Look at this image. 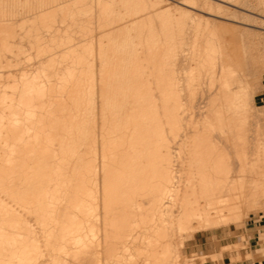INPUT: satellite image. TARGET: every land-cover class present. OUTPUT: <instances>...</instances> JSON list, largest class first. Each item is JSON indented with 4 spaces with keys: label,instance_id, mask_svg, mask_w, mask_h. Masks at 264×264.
<instances>
[{
    "label": "bare ground",
    "instance_id": "obj_1",
    "mask_svg": "<svg viewBox=\"0 0 264 264\" xmlns=\"http://www.w3.org/2000/svg\"><path fill=\"white\" fill-rule=\"evenodd\" d=\"M243 2L0 0V264H187V235L261 211Z\"/></svg>",
    "mask_w": 264,
    "mask_h": 264
},
{
    "label": "rangeland",
    "instance_id": "obj_2",
    "mask_svg": "<svg viewBox=\"0 0 264 264\" xmlns=\"http://www.w3.org/2000/svg\"><path fill=\"white\" fill-rule=\"evenodd\" d=\"M256 0H245V4H241L247 9H255ZM199 8H203V3H198ZM224 11L223 9H215ZM234 17L241 21L249 22L252 25L246 26L247 30H242L245 38L249 40V48L256 55L259 69L254 77V81L258 86V93L256 95V102L258 106L264 107V37L259 33L258 26L261 24L253 19L250 14L246 12L233 13L227 11ZM197 21H203V19L197 15L192 17V23ZM210 26L213 22H209ZM194 25V24H193ZM193 25L190 26L189 33L185 34L186 39L183 44V50H180L176 56V69L177 75L182 80L185 79L186 74L193 65V48L191 47V41L195 36ZM29 60L22 62L21 65L25 69H36L39 65L35 61L33 54H29ZM17 66H13L15 68ZM264 119V115H263ZM263 207L261 211H256L246 217L241 224H229L220 226L217 228H211L208 230L193 232L190 236H186L183 240L184 244L181 248V254L187 264H258L259 262L264 264V251L255 255V258L249 257L250 253L258 246L257 244H250L248 237L245 234V230L251 227L254 223H258L259 220H264V201L261 202ZM203 243L202 252L197 253L193 244V237ZM264 236H260V240H264ZM217 238V240H216ZM255 241V240H254ZM228 246V247H227ZM226 247V248H225ZM264 250V249H262ZM213 254V255H212ZM202 257V258H201ZM189 259V260H188ZM193 262V263H192Z\"/></svg>",
    "mask_w": 264,
    "mask_h": 264
},
{
    "label": "crops",
    "instance_id": "obj_3",
    "mask_svg": "<svg viewBox=\"0 0 264 264\" xmlns=\"http://www.w3.org/2000/svg\"><path fill=\"white\" fill-rule=\"evenodd\" d=\"M245 234L247 235L248 242L250 244L253 243L258 245L253 251L264 249V240H260V236H264V220H259L258 223H254L251 227L245 230ZM193 238L194 241L192 245L195 247L196 252H202L203 243L199 240H196L195 236Z\"/></svg>",
    "mask_w": 264,
    "mask_h": 264
}]
</instances>
